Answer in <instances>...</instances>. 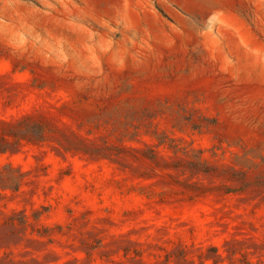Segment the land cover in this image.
<instances>
[{"label": "rangeland", "instance_id": "obj_1", "mask_svg": "<svg viewBox=\"0 0 264 264\" xmlns=\"http://www.w3.org/2000/svg\"><path fill=\"white\" fill-rule=\"evenodd\" d=\"M0 264H264V0H0Z\"/></svg>", "mask_w": 264, "mask_h": 264}]
</instances>
